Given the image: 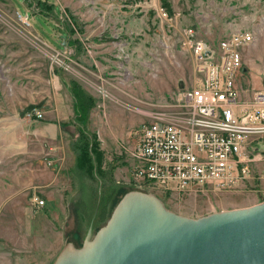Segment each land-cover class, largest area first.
<instances>
[{
  "label": "rangeland",
  "instance_id": "obj_1",
  "mask_svg": "<svg viewBox=\"0 0 264 264\" xmlns=\"http://www.w3.org/2000/svg\"><path fill=\"white\" fill-rule=\"evenodd\" d=\"M161 8L181 12L179 25L211 44L250 32L255 42L245 48L235 84L242 100L264 89V0H0V264H53L75 234L69 210L90 217L103 202L96 233L114 203L142 190L133 179L136 134L150 121L147 113L174 102L181 82L191 87L199 80ZM41 11L50 19L35 15ZM71 80L95 102L85 124L76 120ZM29 106L39 107L42 118L27 119ZM82 131L99 141L92 174L77 168ZM251 139L246 153L256 161L239 186L155 194L168 209L192 217L263 202L264 134ZM48 197L57 209L46 214L37 201Z\"/></svg>",
  "mask_w": 264,
  "mask_h": 264
},
{
  "label": "built area",
  "instance_id": "obj_2",
  "mask_svg": "<svg viewBox=\"0 0 264 264\" xmlns=\"http://www.w3.org/2000/svg\"><path fill=\"white\" fill-rule=\"evenodd\" d=\"M159 14L179 33L199 80L179 89L174 102L147 113L150 121L136 134L131 150L133 179L142 190L166 195L230 190L251 176L256 158L246 152L251 137L264 134V89L242 100L235 84L244 70L245 48L255 38L236 31L211 44L193 27L179 25L181 12L161 8ZM25 116L42 118L37 108Z\"/></svg>",
  "mask_w": 264,
  "mask_h": 264
},
{
  "label": "water",
  "instance_id": "obj_3",
  "mask_svg": "<svg viewBox=\"0 0 264 264\" xmlns=\"http://www.w3.org/2000/svg\"><path fill=\"white\" fill-rule=\"evenodd\" d=\"M93 223L82 246L68 242L53 264H264V201L192 217L132 190L96 233Z\"/></svg>",
  "mask_w": 264,
  "mask_h": 264
},
{
  "label": "trees",
  "instance_id": "obj_4",
  "mask_svg": "<svg viewBox=\"0 0 264 264\" xmlns=\"http://www.w3.org/2000/svg\"><path fill=\"white\" fill-rule=\"evenodd\" d=\"M36 2H42V0H35ZM137 1V0H136ZM52 8V7H51ZM53 9L55 10V12H58L59 8L54 5ZM169 9V8H168ZM44 15L45 17H47L48 19H50V12L47 13L45 11H41L38 12L35 15ZM28 16H30L28 14ZM68 30L66 28H64V32L63 35L68 34ZM68 86L70 87V93L75 101V112H76V120L78 121V123L80 124H85L86 120L88 118V114L89 112L95 107V102L94 99L92 98V96L75 80H71L68 84ZM42 105H39V107L41 108ZM39 107H35V106H29L26 109V112L33 109V108H39ZM88 135L86 132L82 131L80 134V142L77 143L75 145V150L77 151V162H78V166L81 169L87 170L89 173H93V171L97 170L98 171V167H97V162L95 161V164H92V156L93 159L96 160L97 154L99 153V141L97 136H93L91 139L88 138ZM102 158V157H101ZM99 170L100 167H99ZM102 172V171H101ZM100 172V173H101ZM123 194H125V192H123ZM100 205L98 209L94 210V214L93 217L95 215L94 218V222L96 220V217L100 214L101 211V206L102 204H104L103 202L100 201ZM116 203H114L113 208L115 207ZM104 207V206H103ZM102 207V209H103ZM93 220H91L90 222H92Z\"/></svg>",
  "mask_w": 264,
  "mask_h": 264
},
{
  "label": "crops",
  "instance_id": "obj_5",
  "mask_svg": "<svg viewBox=\"0 0 264 264\" xmlns=\"http://www.w3.org/2000/svg\"><path fill=\"white\" fill-rule=\"evenodd\" d=\"M71 94V93H70ZM72 96V95H71ZM74 107H75V101H74ZM78 122V121H77ZM63 127V126H62ZM77 168L79 169V170H84V169H81L79 166H78V163H77ZM51 182H52V184L53 185H55V186H57L56 184H58V182H60V181H58V177H55V178H53V180H51ZM93 191V190H92ZM42 200H44V199H42ZM99 201H100V199H99ZM49 203H51V205L49 204ZM48 204H49V206H48ZM37 208H41V209H45V208H47L48 209V211L46 212V214L49 212V211H55L56 209H57V201L56 200H54V199H51V198H47L46 200H45V204L44 205H42V206H40V205H37ZM37 208H34V209H37ZM34 209H32L33 211H34ZM73 213H75V211H71V210H69V212H68V220L69 221H73V223L70 225V227H69V229H74L75 230V234L72 236V237H67V243L68 242H74L75 243V245L77 246V247H81L82 246V244H83V241H84V239H85V237H86V235H87V233H88V229H89V227H88V229H86L85 230V228H86V222H88V221H91V220H94V218H95V215H94V217H93V214H94V212H92L91 211V213H90V217L89 216H85L84 214H83V212H81V211H78L77 210V213H75V215L74 216H72V214ZM80 214V215H79ZM92 215V216H91ZM72 216V217H71ZM81 216L83 217V218H85V219H83V225H81L80 224V222H79V220H81L82 218H81ZM43 217H41V219H42ZM77 221L79 222V223H77ZM41 222H42V220H41ZM78 224H80L79 226H78ZM67 243H66V245H67ZM65 245V246H66ZM61 252V251H60ZM59 252V253H60ZM58 256V255H57ZM55 261V260H54Z\"/></svg>",
  "mask_w": 264,
  "mask_h": 264
}]
</instances>
